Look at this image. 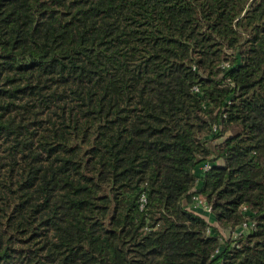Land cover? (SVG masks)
I'll use <instances>...</instances> for the list:
<instances>
[{
    "label": "trees",
    "instance_id": "1",
    "mask_svg": "<svg viewBox=\"0 0 264 264\" xmlns=\"http://www.w3.org/2000/svg\"><path fill=\"white\" fill-rule=\"evenodd\" d=\"M220 262L264 264V0H0V264Z\"/></svg>",
    "mask_w": 264,
    "mask_h": 264
},
{
    "label": "built area",
    "instance_id": "2",
    "mask_svg": "<svg viewBox=\"0 0 264 264\" xmlns=\"http://www.w3.org/2000/svg\"><path fill=\"white\" fill-rule=\"evenodd\" d=\"M196 90H199L198 87H196ZM216 128V125L214 126V129ZM212 167V163L207 161L205 162L203 165H201L198 170H197V174L198 175H203L204 173H206L208 170H210ZM142 204H141V207L144 206V204L146 203L147 201V198H146V195H143L142 198ZM192 208L197 212V213H211L212 212V207L211 205L208 203V201L196 194L194 196V201L192 203ZM242 210L243 212H248V209L246 206H243L242 207ZM248 228H249V223L247 222V220L245 219V221H243V223L237 227L235 230H232L231 231V235H233L234 237H238L239 235H242L244 233H246L248 231ZM219 264H224L223 262H220Z\"/></svg>",
    "mask_w": 264,
    "mask_h": 264
},
{
    "label": "rangeland",
    "instance_id": "3",
    "mask_svg": "<svg viewBox=\"0 0 264 264\" xmlns=\"http://www.w3.org/2000/svg\"><path fill=\"white\" fill-rule=\"evenodd\" d=\"M223 65H228L227 63H225V64H223ZM232 131L230 130V131H228V133H224L223 134V137H221V138H219L217 141L218 142H222L224 139H226V136H228L230 133H231ZM143 195H146L145 193H142L141 194V197H140V203L142 204V200H141V198H142V196ZM147 198V197H146ZM146 203H147V201H146ZM145 203V204H146ZM144 204V205H145ZM140 207H141V205H140ZM142 208V207H141ZM207 218V217H206ZM220 232H221V236L223 237V239H227L228 237H229V233H228V230H226L225 229V227H220Z\"/></svg>",
    "mask_w": 264,
    "mask_h": 264
},
{
    "label": "crops",
    "instance_id": "4",
    "mask_svg": "<svg viewBox=\"0 0 264 264\" xmlns=\"http://www.w3.org/2000/svg\"><path fill=\"white\" fill-rule=\"evenodd\" d=\"M202 214H203L205 217H207V219H208L212 224H216V225H217V221H216V219H215V218H211L210 213H204V212H202Z\"/></svg>",
    "mask_w": 264,
    "mask_h": 264
}]
</instances>
